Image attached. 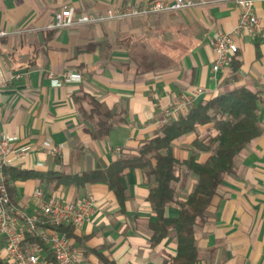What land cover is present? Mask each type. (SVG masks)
<instances>
[{
	"label": "crops",
	"instance_id": "0c3cea01",
	"mask_svg": "<svg viewBox=\"0 0 264 264\" xmlns=\"http://www.w3.org/2000/svg\"><path fill=\"white\" fill-rule=\"evenodd\" d=\"M151 1L0 0V33L5 34L0 36V72L23 74L10 88L0 90V129L18 137L21 146L39 148L15 167L43 174L16 182L15 202L34 214L32 195L37 189L72 202L93 196L94 214L75 226L74 243L83 250L87 264H167L176 253V243L173 236L157 246L151 241L150 185L141 170H128L123 179L124 207L106 184L78 187L57 178L104 170L124 153L133 154L162 128L156 124L162 117L160 106H170L197 88H203L205 95L195 104L245 87L260 94L261 134L237 157L235 172L225 176L206 221L197 227V264H264V2L255 8L260 34L235 39L237 71L232 61L218 73L212 70L213 38L231 31L239 21L240 9L230 2L212 0L179 12L47 28L65 6L77 14L105 13ZM158 32L162 48L173 46L176 55L151 58L146 52ZM67 71L82 74L83 81L53 87L49 75ZM84 94L114 112L107 137L92 136L93 127L81 111L88 113L90 104L80 100L81 109L76 102ZM208 128L202 126L177 140L176 157L187 159L192 142L204 137ZM47 139L60 146L59 156L41 150ZM210 155L204 152L198 158L206 161ZM180 179L177 194L185 198L197 180L187 172ZM168 215L177 217L179 212L169 208ZM0 259L8 264L3 238Z\"/></svg>",
	"mask_w": 264,
	"mask_h": 264
},
{
	"label": "trees",
	"instance_id": "16d2710c",
	"mask_svg": "<svg viewBox=\"0 0 264 264\" xmlns=\"http://www.w3.org/2000/svg\"><path fill=\"white\" fill-rule=\"evenodd\" d=\"M238 55L239 52L232 59L235 71L239 69V62L236 61ZM80 100L90 104L88 113L81 107L83 102ZM76 102L85 110L81 111L86 122L93 127L90 130L92 136L96 139L107 137L114 126V112L104 109L101 102L90 94H84L77 98ZM260 102V94L245 87L201 99L188 113L167 123L152 138L145 140L133 154L124 153L104 170L99 169L82 175L61 174L57 179L64 185L74 184L78 187L106 184L124 207L127 194L123 179L128 170H141L150 185L148 201L154 216L149 223V230L153 245H160L173 236L176 253L167 264H197V227L206 221L208 210L218 195L225 176L235 172L237 157L248 144L260 136ZM202 126H209L207 135L197 136L191 144L190 156L183 161L179 160L175 155V142L197 132ZM204 152L211 155L206 161H200L198 156ZM183 172L192 174L197 181L192 192L187 197L180 198L176 187ZM3 173L7 176L12 202L17 206L19 205L15 202V183L43 176L16 167H4ZM169 208H175L179 215L169 216ZM45 226L65 234L73 241L76 239V225L73 223H65L59 227L47 224ZM40 248L46 255V264H57L49 248L43 244H40ZM0 264H4L1 259Z\"/></svg>",
	"mask_w": 264,
	"mask_h": 264
},
{
	"label": "built area",
	"instance_id": "2783aa9c",
	"mask_svg": "<svg viewBox=\"0 0 264 264\" xmlns=\"http://www.w3.org/2000/svg\"><path fill=\"white\" fill-rule=\"evenodd\" d=\"M230 2L240 9L237 25L228 32L214 37L211 45L216 60L212 70L218 73L231 63L239 51L236 37L256 38L261 30V22L255 12L256 5L264 0H220ZM212 0H156L146 4H129L124 8H111L105 13L77 14L72 7L65 6L55 13L48 29H62L78 24H98L107 20H124L148 17L162 13L179 12L209 4ZM5 35L0 33V36ZM22 73L0 72V90L10 88L14 80L21 79ZM53 87H63L66 84L82 82L84 77L78 72L67 71L62 75H49ZM205 94L203 88H197L170 106H160L161 118L157 121L160 127L177 120ZM38 147L21 146L19 138L10 136L0 129V238H3L7 252L8 264H46L40 244L49 248L57 264H87L84 253L74 241L52 228L65 223L76 226L84 224L95 212L96 200L90 196L78 202L49 196L43 190L37 189L32 195L36 213L30 214L12 202L7 186V176L4 167H15L20 161L28 158ZM41 150L57 157L61 153L60 146L50 139L42 143ZM38 212V214H37ZM41 242V243H40Z\"/></svg>",
	"mask_w": 264,
	"mask_h": 264
},
{
	"label": "rangeland",
	"instance_id": "374dc122",
	"mask_svg": "<svg viewBox=\"0 0 264 264\" xmlns=\"http://www.w3.org/2000/svg\"><path fill=\"white\" fill-rule=\"evenodd\" d=\"M151 25V24H150ZM162 37V34L160 32H158L157 34H153V37H151L150 39V47L151 49H147L146 52H149L150 54V57L151 58H157L160 57V55H163V54H168L169 56H174L177 54V50L173 47V46H168V47H165V48H162V45H161V41L163 40V37ZM154 48V49H152ZM144 51V50H143ZM239 52V51H238ZM163 53V54H162ZM165 55V57H166ZM167 55V56H168ZM205 95V94H204ZM203 95V96H204ZM202 96V97H203ZM201 97V98H202ZM198 104V103H197ZM196 104V105H197ZM207 134H205L206 136ZM189 136H187L188 138Z\"/></svg>",
	"mask_w": 264,
	"mask_h": 264
}]
</instances>
